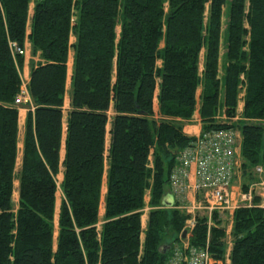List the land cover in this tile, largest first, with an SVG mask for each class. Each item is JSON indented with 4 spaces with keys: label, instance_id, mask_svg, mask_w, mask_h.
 I'll use <instances>...</instances> for the list:
<instances>
[{
    "label": "trees",
    "instance_id": "trees-1",
    "mask_svg": "<svg viewBox=\"0 0 264 264\" xmlns=\"http://www.w3.org/2000/svg\"><path fill=\"white\" fill-rule=\"evenodd\" d=\"M26 41L40 62L27 83L34 109L26 117L15 205L23 55L12 45L24 50ZM239 93L243 111L233 120ZM196 106L200 134L240 132L247 187L264 166V0H0V264H166L188 216L163 202L172 194L177 154L195 140L183 128ZM258 202L253 197L233 210L229 264H264ZM212 213L209 223L196 216L186 240L223 259L226 224Z\"/></svg>",
    "mask_w": 264,
    "mask_h": 264
},
{
    "label": "built area",
    "instance_id": "built-area-1",
    "mask_svg": "<svg viewBox=\"0 0 264 264\" xmlns=\"http://www.w3.org/2000/svg\"><path fill=\"white\" fill-rule=\"evenodd\" d=\"M14 50L18 55L26 52L16 47ZM16 96L17 106L29 101L25 88ZM238 147L237 132L234 129H218L197 135L196 140L179 152L172 168L173 177L169 179L177 208L186 212H199L220 204L228 210V204L233 199L230 188L240 169ZM254 174L256 179L248 185L249 193L264 203V166L258 165ZM244 197L250 200L251 196L246 194ZM173 258L167 264H226L225 255L221 260L211 259L202 250L189 255L175 251Z\"/></svg>",
    "mask_w": 264,
    "mask_h": 264
},
{
    "label": "crops",
    "instance_id": "crops-1",
    "mask_svg": "<svg viewBox=\"0 0 264 264\" xmlns=\"http://www.w3.org/2000/svg\"><path fill=\"white\" fill-rule=\"evenodd\" d=\"M30 10H29V16L31 15L32 13V7H33V4L30 3ZM75 41V37L74 36H71L70 38V42L71 43H74ZM26 53L23 55V63H22V66L19 70V73H20V84H21V89L25 88L27 89V86H28V81H29V77H30V70L31 68L33 67V65H37L39 62H40V57L38 56V54H32L31 50H30V44L28 41L25 42V49ZM73 54H74V51L73 49H70L69 53H68V56H67V67H66V71H67V78H66V87H65V97H64V101H63V111H64V120H66V113L67 111L69 110L70 108V105H69V101H70V89H71V74H72V66H73ZM28 92V91H27ZM30 97V95H29ZM238 103H237V106H236V116L233 120H238L240 119V116L242 114V111H243V98H242V93H239V96H238ZM153 111L156 115H158L157 111H158V102L156 101V97L153 99ZM197 107L196 106V109L194 110V114L193 116L188 120L186 121V124L184 125V128H183V132H185L186 134L190 135V136H197L200 134V131H201V122L199 121L200 118H199V113L197 111ZM33 106H31V97H30V101L29 103L27 104H24L23 106H19V110H18V123H17V135H16V141H17V145H16V159H15V170H14V173L15 175H17V177H15V180L13 182V192H12V201L13 203L16 205V203L18 202V190H19V187H18V184H19V181H18V173L20 172L21 168H22V157H23V149H24V144H25V141H24V138H25V125H26V117L28 115V112H33ZM112 109V108H110ZM113 111V110H112ZM221 119H225L224 115L222 114L221 116ZM107 126L109 128V123H107ZM63 134H62V139L65 137V133H66V128H65V123L63 124ZM237 132V131H236ZM106 137H107V142L109 141V134L107 133L106 134ZM64 141V139H63ZM240 132H237V143L239 144L240 146ZM239 151H240V147L237 148V153L239 155ZM64 146L62 144L61 146V149H60V160L63 158L64 156ZM107 168H108V161L106 160L105 161V165H104V178L102 180V183H103V186H102V190H101V198H100V202H99V215L102 216L103 213H104V209H105V206H104V201H105V192H106V174H107ZM239 176V175H238ZM237 176V177H238ZM236 177V178H237ZM61 179H62V174H61V169H60V172L58 173L57 175V181H56V184L58 186V189H57V192H56V196H57V193L59 191V196H60V199L57 200V197H56V203H55V217H57V214H58V211H59V205H60V202H61V199H62V191H61V185H60V182H61ZM191 180L193 181V178H191ZM233 186V185H232ZM231 191L233 190V194H236V195H239L240 192H237L238 189L236 186H233L230 188ZM148 200V196L146 197V201ZM146 210L143 211L142 213V219H141V227H142V230L144 231L146 229V223H147V219H148V215H147V212H148V207H145ZM146 216V217H145ZM145 217V219H144ZM230 231H231V228H227V235L228 237L226 238V241H225V258H226V264H229V254H230V251H231V243H232V238H231V235H230ZM141 238L143 240V233L141 235Z\"/></svg>",
    "mask_w": 264,
    "mask_h": 264
},
{
    "label": "bare ground",
    "instance_id": "bare-ground-1",
    "mask_svg": "<svg viewBox=\"0 0 264 264\" xmlns=\"http://www.w3.org/2000/svg\"><path fill=\"white\" fill-rule=\"evenodd\" d=\"M13 47L15 48H17V49H19L15 44L13 45ZM23 50V49H22ZM25 51V50H24ZM40 65V64H39ZM29 101H30V97H29ZM24 105V104H23ZM196 138H197V136H195V140H196ZM238 161H239V164H240V155H239V157H238ZM256 169H257V167H256ZM238 175H236V177H237ZM170 179H172V177H173V172L170 174ZM246 194L247 195H250L251 197H250V200H245V197L243 198V196L245 195L246 196ZM171 196H172V200H173V195L171 194ZM252 198H253V195L251 194V193H240L238 196H236L235 198H233L232 200H231V203L230 204H228V209H229V212H230V216H233V210L235 209V208H237L242 202H244V201H247V202H252ZM260 201V200H259ZM172 202H174V200L172 201ZM264 205V203H261V202H258L257 203V206L263 211V213H264V207H263V205ZM172 206H174V204L172 203L171 204V207ZM176 207H177V205H176ZM223 208H222V205H220V204H217L216 206H214V207H211L210 209H207V210H205V211H193V212H186V210H184V209H180V210H182V211H184V213L185 214H192L193 216L195 215V213H197V214H206V215H208V220H210V216H211V212L212 211H218V212H222L223 210H222ZM191 217V219H189L187 222H186V226L187 227H192L193 226V223H194V217ZM232 218V217H231ZM209 223V222H208ZM231 228L232 229V224L231 225H227L225 228H226V234H227V228ZM183 231H185L186 233H187V230H182V232ZM182 232H181V234H182ZM231 232V231H230ZM186 233H185V238H182L181 236V240L179 241V243H177V244H174V246L172 247V249H171V253H170V255H169V257H168V259H167V263H169V262H171L172 261V259H174L173 258V256H174V252L175 251H180L181 253H183V254H185V255H189V254H192L193 252L194 253H196L197 251H203L204 253H206V254H208V256L212 259L213 257H211V255H210V253H209V251H208V248H205V247H200V248H196V247H194V246H191L189 243H188V241L186 240L187 239V237H186ZM166 246H168V245H166ZM166 246H163V247H166ZM163 247H161L160 249L162 250V248ZM160 250V251H161ZM167 250H170L169 249V247H168V249ZM167 250H166V252H167ZM165 252V253H166ZM161 253H163L162 251H161ZM165 253H163V254H165ZM226 253H225V250H224V252H223V257H224V255H225ZM229 257V256H228ZM217 260H221V259H217ZM166 263V264H167Z\"/></svg>",
    "mask_w": 264,
    "mask_h": 264
},
{
    "label": "rangeland",
    "instance_id": "rangeland-1",
    "mask_svg": "<svg viewBox=\"0 0 264 264\" xmlns=\"http://www.w3.org/2000/svg\"><path fill=\"white\" fill-rule=\"evenodd\" d=\"M12 50L13 51H15L14 50V47H13V45H12ZM27 51V50H26ZM26 53V52H25ZM22 55H24V54H22ZM28 91V90H27ZM27 103H29V101L28 102H26V103H23V104H27ZM18 106H23L22 104H19ZM108 115L109 116H112L113 115V111H112V109H109L108 110ZM235 131H237L236 129H234ZM238 132V131H237ZM196 136V135H195ZM194 136V137H195ZM240 172H239V176L236 178V180L234 181V183H233V186H236L237 187V189H238V191L237 192H240V193H243L244 191H247V190H249L248 189V185L249 184H251V183H249L248 185H247V187H245V188H243L242 186H243V178H241V176H240ZM232 186V187H233ZM59 191H58V193H57V200L58 199H60V196H59ZM236 196H238V195H236V194H233V190H232V195H231V199L232 198H235ZM146 210V208H144L143 209V211H145ZM223 211L222 212H219V213H221V215H222V220H223V222H225V224H226V226L227 225H231V217L232 216H230V212H229V209L228 210H225V209H222ZM213 212V211H212ZM211 212V215L213 214ZM199 215H201V216H206L207 217V221L208 222H210V220H211V216H210V220H208V215H206V214H197V213H195V215L193 216L192 214H187V216H188V219L184 222V228L182 229V230H187V233H186V237H188V235H189V232H190V230H191V228H193L194 227V223H193V226L192 227H187L185 224H186V222L189 220V219H191V217L193 216L194 217V221H195V218H196V216H199ZM146 217V216H145ZM145 217H144V219H145ZM56 219V218H55ZM142 219V218H141ZM55 223H57V219L55 220ZM56 225V224H55ZM180 236V235H179ZM177 243H179V242H177ZM176 243V244H177Z\"/></svg>",
    "mask_w": 264,
    "mask_h": 264
},
{
    "label": "water",
    "instance_id": "water-1",
    "mask_svg": "<svg viewBox=\"0 0 264 264\" xmlns=\"http://www.w3.org/2000/svg\"><path fill=\"white\" fill-rule=\"evenodd\" d=\"M172 201H173V200H172V197L170 196V197L164 199L163 204L168 205V206H171ZM185 233H186L185 231L182 232V234H181V237H182V238H185V237H184V236H185ZM168 247H169V246L163 247L161 251H162L163 253H165L166 250L168 249Z\"/></svg>",
    "mask_w": 264,
    "mask_h": 264
}]
</instances>
